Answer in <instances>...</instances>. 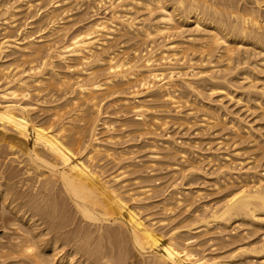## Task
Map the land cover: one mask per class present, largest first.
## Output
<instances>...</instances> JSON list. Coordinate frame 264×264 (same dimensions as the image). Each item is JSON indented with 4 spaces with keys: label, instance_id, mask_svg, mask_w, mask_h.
I'll use <instances>...</instances> for the list:
<instances>
[{
    "label": "bare ground",
    "instance_id": "6f19581e",
    "mask_svg": "<svg viewBox=\"0 0 264 264\" xmlns=\"http://www.w3.org/2000/svg\"><path fill=\"white\" fill-rule=\"evenodd\" d=\"M88 8L103 9L105 16L92 14L89 17L90 13H85ZM74 10L75 13L78 10L76 14L72 13ZM20 20L26 22L21 23L24 27L19 26ZM84 20L90 21L84 24ZM0 22L5 31L1 35L0 29V147L5 148L6 155L14 156L5 161L6 156L0 153V230H4L0 234V264H128L126 259L132 260L129 257L133 252L135 255L134 248L139 251L136 254L144 258V264H247V260L254 258L264 264V232L259 233L256 242L243 240L245 244H240L229 259L210 256L213 247L208 249L212 252L207 250L210 254L190 247L196 236L200 238L203 233L208 238L210 233L216 232L215 237L213 234L208 240L200 238L208 243L229 228L231 233H225L224 238L237 237L234 226L245 225L247 230L252 226L255 233L264 230V177L257 175V170L256 174L252 173L254 164L244 170V160L236 165L230 163L231 154L225 157L230 158L229 163L224 161L223 154L213 151L207 155L208 164L216 162V172L219 171L214 184L210 181L212 187L215 186L217 192L224 191V195H220L217 204L212 202L214 205L209 208L200 207V213L196 208L191 210L200 199V191L193 194L186 186L182 191L189 192L179 194L177 187L178 194L174 192L177 197H171L173 202L183 207L178 211L190 210L192 216L175 220L180 225L187 223L181 227L174 222L177 226L168 225L167 231L168 226L163 230L165 222L172 219L167 212H176L169 203L172 199L163 200V206L158 204L166 212V218H160L164 217L161 209V215L156 213L157 205V211L151 209L155 212L154 218L152 211L142 214L143 208L149 207L145 204L150 201L152 195H149L155 191L153 176L145 177L143 169L154 171L150 167L158 166L161 160L174 161L171 166L178 168L180 177H177H182L180 181H183L208 175L202 166L207 160L201 158L205 160L203 164L200 158L201 162L197 158L194 161L191 158L194 150L179 148L177 141L170 140L168 133L165 137L162 131L161 135L167 139L162 151L158 152L160 138L154 137L153 142L158 143L149 144L156 148L147 155L151 161L132 162L137 149L132 151L134 146H129L130 150L128 146L123 150L119 148L121 151L116 148V143L120 147L122 142L115 140L118 133L116 136L114 132L120 133V130L114 131L116 126L100 123L105 128L102 133H108L109 142L102 138L103 134L99 139L96 133L101 115L107 113V109H102V101L112 97L109 111L113 107V113H109L124 117L120 125L125 132L128 129L129 133L136 132L139 136L149 134L145 136L148 138L152 134L159 136L156 130H165L171 120L186 126L200 123L203 132L216 128L227 130L218 139L250 135L254 139V145H250L257 148H253L256 158H262L264 132H259L264 126L259 130L258 124V129H254L253 120L252 125L245 120L249 119L245 115L257 112L256 118L264 122V0H0ZM17 22L19 29L15 27ZM78 24L84 25L76 29ZM12 25L18 34L9 33ZM28 27L32 31H28ZM33 63L35 66H27ZM234 69L242 78L233 75ZM238 81L245 85L240 86ZM118 82L123 88L130 85L129 97L119 96L126 90L121 93ZM56 91H65L64 96L70 97H65L62 103L55 97L60 105L54 104L52 109L49 106L51 113L46 115L42 110L43 117L37 113V107L41 102H48L45 98L50 95L52 98ZM231 103L245 108L244 111L249 112L243 115L246 118L237 116L236 110L230 109ZM163 107L167 108L161 111ZM184 108L187 115L182 112ZM156 109L165 113L161 116L164 121L154 114L159 112ZM129 113H133L132 118L125 117ZM150 113L157 118L152 114L153 118L147 120ZM45 118L48 123L44 122ZM130 138L124 143L132 141ZM103 139L110 144H98ZM104 158L117 166L115 172L111 168L109 171L113 173H109L104 166L107 171L103 170L100 163ZM178 158L186 165L181 167L182 164L176 162ZM166 160L164 162L168 163ZM8 161L13 165H8ZM109 164L107 166L111 167ZM262 174L264 176V172ZM132 181L144 183L135 187L132 185L135 182L130 184ZM70 205L74 210H70ZM72 211L79 213L81 217L76 214L80 217L77 219L83 218L85 223L77 222L79 227L68 230L75 219ZM155 214L159 218L157 215L155 218ZM175 214L173 219L179 216L174 217ZM193 230L197 235L190 237L188 232L194 234ZM183 233L189 237H181ZM202 240L198 241L201 245Z\"/></svg>",
    "mask_w": 264,
    "mask_h": 264
},
{
    "label": "rangeland",
    "instance_id": "374dc122",
    "mask_svg": "<svg viewBox=\"0 0 264 264\" xmlns=\"http://www.w3.org/2000/svg\"><path fill=\"white\" fill-rule=\"evenodd\" d=\"M82 8H86V7L83 6ZM87 10H88V11H87ZM77 11H78V10H76V13H77ZM92 11H95V10H93V9H91V8H90V9L88 8V9L85 10V13H86V12H87V14L90 13L89 17L92 16V14H93V15L96 14L97 17H98V16H105V13H104V10H103V9H102V10H101V9L96 10V11H95L96 13H95V12L93 13ZM100 11L103 12V13L101 14ZM88 12H89V13H88ZM72 13H75V10H74V12H72ZM76 13H75V14H76ZM75 14H73V15H75ZM98 14H99V15H98ZM103 14H104V15H103ZM22 16H23V15H22ZM87 16H88V15H86V17H87ZM96 16H94V17H96ZM152 16H153V15H152ZM152 16H151V17H152ZM155 16H156V14H154V16H153L152 19H154ZM18 17H19V16H18ZM94 17H93V18H94ZM19 18H20V17H19ZM93 18H90V19H93ZM87 19H89V18L87 17L86 20H87ZM86 20L83 21L84 24H87V23H89V21H90V20H88V21H86ZM22 21L25 22L24 20H20L19 23H20V24L23 23ZM86 22H87V23H86ZM0 23H1V22H0ZM16 24H17V25H16ZM23 24L25 25L26 22L23 23ZM23 24L19 25L18 22H17V23H15V27L18 26V25L21 27V26H23ZM80 24H81V23H80ZM80 24H78L77 26H75V28H76V27H77V28H80L81 26L84 25V24H82V25H80ZM12 26H13V27H12ZM12 26H11V31L9 30V28H8V30H7V31H10L9 33H11V34L13 33L12 31H14L13 29H15V28H14V25H12ZM19 26H18V27H19ZM78 26H79V27H78ZM18 27H16V28H18ZM23 27H24V26H23ZM23 27H22V28H23ZM12 28H13V29H12ZM28 28H29L28 31H32V29H30V27H28ZM75 28H73L72 31H73ZM77 28H76V29H77ZM0 29H1V32H2V34H1V32H0V34H1V35L5 34V31H4V32L2 31L3 28L0 27ZM18 29H19V28H18ZM7 31H6V32H7ZM16 31L19 32L18 30H16ZM14 32H15V31H14ZM71 33H72V32H71ZM15 34H18V33L15 32ZM15 34H14V35H15ZM1 35H0V37H1ZM153 45H155V44H153ZM125 47H126V46H125ZM142 48H143V47H142ZM122 50H123V49H122ZM36 63H38V62L36 61ZM38 64H39V63H38ZM38 64H36V66H38ZM33 65L35 66V63L30 64V65H27V66H33ZM57 68H58V67H57ZM239 68H240V67H239ZM45 69H46V70H45ZM48 69H49V67H48ZM102 69H104V67H103ZM44 70L47 71V68L45 67ZM45 71H44V72H45ZM234 71H235V69L233 70V72H234ZM236 71L238 72V70H236ZM239 71H240V70H239ZM47 72H48V71H47ZM237 72H234L233 75L236 74ZM233 75H232V77L236 78V75H237V74H236L235 76H233ZM239 76H240V75H237V77H239ZM239 78H242V77L240 76ZM237 79H238V78H237ZM238 80L240 81L241 79H238ZM239 81H238V83H239L240 86H241L242 83H243V81H241V82H239ZM120 83H121V82H118V85H119V86H120ZM127 84H128V83H127ZM127 84H126V85H127ZM235 84H237V83H235ZM239 84H237V85L239 86ZM243 85H245V83H243ZM243 85H242V86H243ZM121 86H122V87H121ZM121 86H120V91H121V93H122V91H124V89L126 90V92L124 91L125 94L123 93L122 95H119V96H120V97H129V96H130L129 92L131 91V90L129 89L130 85H127V86L124 85V88H123V85H121ZM126 87H127L128 89H126ZM129 90H130V91H129ZM127 91H128V92H127ZM60 93H61V94H60ZM64 93H65V91H64L63 93L60 92V91H58V92L56 91V93L54 92L53 95H54V94H57V95L60 94V96H57V95L53 96V95H52V98H51V95H50V96L46 97V98H45V99H46L45 101H47V100L49 99L48 102H46L47 104L50 103V100L52 101L49 105H47V104L44 103V102H43L44 104L41 102V104L39 105L40 102L38 103V102L36 101V100L39 99V98H38V97H37V99L35 98L36 100L34 99V102L36 101V102L38 103V105H39V108L37 107V110H36V111H38L37 113L40 112L39 114L42 115L43 112H44V113L47 112V113H45V115H46V114H49V111H50V109L53 108V106H56V105L58 106V105H60V104L57 103L58 101H57L56 99H60V101H61L60 103H62V102L66 99L65 97H67V98L70 97V95H66V96H64ZM121 93H120V94H121ZM126 94H128V95H126ZM61 95H63L64 97L61 96ZM55 97H56V99H54ZM57 97H58V98H57ZM60 97H62V98H60ZM214 97H215V96H214ZM214 97H213V98H214ZM63 98H64V99H63ZM53 99H54V101H53ZM112 99H113L112 97H111V99H110V97L107 98V99H105V101H104V99H103V101H102V109H104V110L107 109L105 112L108 113V114H107V113H103V114H104V115L107 114L108 116L105 115V116H106V117H105V116L102 114L103 117H102V115H101V117H100L101 120H100V122L98 123V124H99L98 126H100V127H99V128H96V129H98V130L96 131V133L99 134V135H97V137H100L99 139H102V138L105 137V139L108 140V142H109V138L107 137L108 133H106V132H105V133H102V132H104V129H105V128H104L103 124L100 125V123H102V122H104V123H105V122L110 123L111 125L116 126V130L114 129V131L120 130V133H121V129H122V130L124 129V128L120 125V123H122L121 120H122L124 117H123V116H120L119 114H117V116H116V114H113V115L110 114V113H113V112H112L113 107H112V108L110 109V111H109V108H110V106L112 105V102H113V101L110 102ZM214 99H216V97H215ZM55 100H56V101H55ZM108 100H109V101H108ZM216 100H218V99H216ZM224 101H225V100H224ZM53 102H54V103H53ZM109 102H110V103H109ZM65 103H66V101H65ZM65 103H63V104H65ZM54 104H56V105H54ZM106 104H107V105H106ZM109 104H110V105H109ZM108 105H109V106H108ZM46 106H47V107H46ZM49 106H50V109H49ZM230 106H231V107H230L231 110L234 109V110H236V113L239 114V115L237 114V116H240V115H241L243 118H246V117L249 116V119L246 118L245 120H246L247 122L250 121V124H252V123L254 122V123H253L254 126H255L254 129H258V128H259V130H260V128H261L260 126H262V127L264 126V125H263L264 122H262V121L259 122L260 119H257V118H256V117H257V114H256L257 112H255V114H254V113L245 112V111H246L245 108H242V109H243V112H242V111H241L242 109H240V106H241L240 104L235 106V105H232V103H231ZM40 107H42L41 111H40ZM106 107H108V108H106ZM46 108H48V111H46V110H47ZM163 108H164V109L161 108V111H162V110H165V108H167V107H163ZM232 108H233V109H232ZM44 109H45V111H44ZM186 109H187V108H184V109L182 110V112H184V114L187 112V113H186V115H187V114H188V111H187ZM42 110H43V112H42ZM156 110H157V109H156ZM166 110H167V109H166ZM234 110H233V111H234ZM239 110H240V111H239ZM244 110H245V111H244ZM157 111H159V110H157ZM103 112H104V111H103ZM109 112H110V113H109ZM154 112H155V111H154ZM154 112H153V113H154ZM159 112H160V111H159ZM159 112H157L158 114H157V113H154V114H156V115L158 116V118H159V116L161 117L162 115H165L164 112H160V113H159ZM50 113H51V111H50ZM153 113H152V114H153ZM162 113H163V114H162ZM240 113H241V114H240ZM246 113H247V114L249 113V114H248V115H245ZM71 114H72V113H71ZM71 114H70V115H71ZM131 114L133 115V113H129V114H127L128 116H125V117L132 118L133 116H132ZM150 114H151V113H150ZM152 114H151L150 116L148 115L147 120H148L149 118L152 119L153 117L156 116V115H154V114H153V115H154V116H153ZM184 114H182V115L184 116ZM70 115H67V116H70ZM109 115H112V116H109ZM121 115H122V114H121ZM182 115H181V116H182ZM243 115H245L246 117H244ZM250 115H251V116H250ZM252 115H253V116H252ZM42 116L44 117V115H42ZM152 116H153V117H152ZM157 116H156L155 118H157ZM237 116H236V117H237ZM117 117H118V118H117ZM122 117H123V118H122ZM193 117H194V116L191 115L190 118L194 119ZM255 118L258 120V121L256 120L257 122L255 121ZM70 119H71V118H70ZM105 119H106V120H105ZM151 119H150V120H151ZM45 120H46V118H45ZM159 120L164 121V119H162V117H161V119H159ZM252 120H253V122H251ZM43 121H44V120H43ZM117 121H120V122L118 123ZM161 121H160V122H161ZM44 122H47V123H48L47 120L44 121ZM116 122H117V123H116ZM255 122H256V123H255ZM47 123H46V124H47ZM112 123H115V124H112ZM171 123H172V124H171ZM173 123H174V125H173ZM253 124H252V125H253ZM258 124H259V127H258ZM169 125H170V126H169ZM198 125H199V126H198ZM246 125H247V123H246ZM248 125H249V123H248ZM98 126H97V127H98ZM181 126H182V127H181ZM189 126H190V125H189ZM189 126H188V125L186 126V124L181 125V123H180V125H179V123H177V121H174V122H173V121L171 120V121L168 123V125L166 126L165 130H164V129L161 130V129H159V127H158L159 130H156V133L159 134V136H155L154 134H152V135L148 136V138H146V137H147V135H149V134L145 135L146 137H145L144 135H143L144 137L140 135V136L142 137V138H140L139 133L134 132L135 134H134V133L131 134V132L129 133L130 130H128V129H125V130H127L126 132L123 130V131H122L123 134H120L119 131H117V132H114V134L116 135V134L118 133L117 135H118L119 138L116 137L115 140L117 139L118 142H120V141L122 140V142H120L121 145H122V147H121V145H120V147H118V146H119L118 143H116L117 145H115V146H116V148H118V150H120L119 148H121V150H123V148L125 149V148H127V146H128L127 149H129V146H130L131 148L134 146L135 148H133L132 151L137 149V150H136L137 153L134 154L135 156L133 155V156L135 157V159H133L134 157L131 158V160L133 159L132 162H135V161H136V162H141V163H143L145 160H147V161L144 162V163H146V162H148V160L151 159L150 156H147V155H151V152H152V151H156V150H154V149H156V148H152V147H151V146L153 145V143H154L153 140H155V138H158V137L160 138V140H158L159 143H158V142H155L154 145H155L156 143H158V144H157V145L159 146L158 152H159L160 150L162 151L161 148L164 146V141L167 140V139L165 138L166 136H165L164 134H165V133H168V134L171 135V137H172V138L170 137V138H171L170 140H173V138H174L175 140H173V141H175V142L177 141L176 143H177L178 145H177V144H176V145L179 146V148H185V149L188 150V151H191V150H194V151H195L196 154L194 153V154H192V156H191V158H192L193 160H194V158H197V159H198L197 161L199 162V161H200L199 158H200V159H201V158L206 159L205 157H206L207 155L212 154V153H214V152L217 153V154H220V155L223 154L222 156H223L224 158L227 157V156H226L227 154H231L230 158H231L232 160L230 161V163L233 162V163H235V165H236V162H238L239 160H241V161L244 160V161H245V162L243 161V163H244V164H243V168H244V170H246V167H250V168H251L253 164H254V165H257V166L259 165V166H258L259 168H258L257 166H254V165H253V167H255V168L257 167V169L253 168V171H254V172L252 171V173H255V174H256L255 171L257 170V175L259 174L260 176L262 175V177H264L263 174H262V173L264 172V158H263L264 156L262 155V158H259V157H258L260 161L262 160L261 162H260L259 160H256V159H258V158H256V150H255V149H257V148H255L254 146L252 147V145H254V142H253L254 139H253V138H250V135H248L249 137H248L247 135H246V136L243 135L244 139H243L242 135H237V136L234 137V138H233V137L226 136L227 138H225V139H224V136H223L222 139H218V138H220L222 135H224L223 133L226 132L227 130H224V131H218L219 129L217 130V128H216V129H214V130L212 129L213 131H212L211 129H206V132H203V128L200 127V123H196L195 125H194V124H193V125L191 124V126H190V127H189ZM195 126H197V127H195ZM229 126H230V125H227V127H229ZM250 126H251V125H250ZM256 126H257L258 128H256ZM168 127H169V128H168ZM179 128H180V129H179ZM182 128H183V129H182ZM184 128H185V129H184ZM200 128H202V129H200ZM186 129H187V130H186ZM204 129H205V128H204ZM98 131H99L100 133H99ZM105 131H106V130H105ZM162 131H164V132H162ZM177 131H178V132H177ZM184 131H185V132H184ZM201 131H202V132H201ZM204 131H205V130H204ZM257 131H258V130H257ZM124 132L126 133L125 135L128 134L127 137L124 135ZM161 132H162V134H163L165 137H163V135H161ZM172 132H173V133H172ZM212 132H213V133H212ZM216 132H218V133H216ZM222 132H223V133H222ZM262 132H264V127H263V130H262V128H261V130H260L259 133H262ZM176 133H177V134H176ZM209 133H211V134H209ZM219 133H220V134H219ZM88 134H89V132H88ZM102 134H103V136H102V138H101L100 135H102ZM106 134H107V135H106ZM109 134H110V133H109ZM130 134H131L132 136H131ZM194 134H195V135H194ZM204 134H205V135H204ZM212 134H213V135H212ZM214 134H215V135H214ZM218 134H219V135H218ZM104 135H106V136H104ZM117 135H116V136H117ZM119 135H120V136L123 135V136H125L127 139L130 138V137H132L133 139L130 138L132 141H126V143H124V141H125L126 138H125V137L122 138V137H123V136H122L121 139H120V136H119ZM160 135H161V136H160ZM199 135H200V136H199ZM89 136H90V134H89ZM89 136L86 135V138H88ZM135 136H136V138H135ZM138 136H139V138H138ZM201 136H202V137H201ZM203 136H204V137H203ZM213 136H214V137H213ZM0 137H1V136H0ZM154 137H155V138H154ZM237 137H239L240 139H239V138L236 139ZM241 137H242V138H241ZM247 137H248V138H247ZM1 138H2V137H1ZM134 138H135L136 140H135ZM145 138H146V139H145ZM162 138H164V139H163V142H162ZM176 138H177V139H176ZM246 138H247V139H246ZM249 138L252 139V140H250ZM89 139H90V137H89ZM105 139H103V141H102V140H99L100 142H99V143L97 142V143H98V144H104V146H105V145L107 146V145L110 144V143H106V142L104 141ZM123 139H124V140H123ZM127 139H126V140H127ZM138 139H139V140H138ZM151 139H152V140H151ZM233 139H234V140H233ZM241 139H242V140H241ZM143 140H144V142H143V144H141ZM146 140H147V141H146ZM149 140H150V141H149ZM195 140H197V141L200 140V141L197 142V143H198V144H197ZM204 140H205V141H204ZM218 140L221 141V142H223V141H224V142L226 141V142H225V144H224V142H223V143H221V145H217L218 142H219ZM248 140H250L251 142H249ZM258 140H260V139H258ZM261 140L264 141V139H261ZM160 141H161V142H160ZM201 141H202V143H201ZM203 141H204V142H203ZM214 141H215V142H214ZM241 141H242V142H241ZM246 141H247V142H246ZM101 142H105L106 144H105V143H101ZM129 142H131V143H129ZM137 142H138V143H137ZM152 142H153V143H152ZM184 142H185V143H184ZM191 142H192V143H191ZM205 142H206V143H205ZM210 142H211V143H210ZM235 142H236V143H235ZM122 143H123V144H122ZM127 143H129V145H128ZM204 143H205V144H204ZM251 143H252V145H250ZM124 144H125V145H124ZM132 144H133V145H132ZM144 144H145V145H144ZM149 144H150L151 146H150ZM160 144H161V145H160ZM196 144H197V145H196ZM200 144H201V145H200ZM207 144H208V145H207ZM209 144H210V145H209ZM229 144H230V145H229ZM234 144H235V145H234ZM184 145H185V146H184ZM190 145H191V147H190ZM192 145H193V146H192ZM195 145H196V146H195ZM213 145H214V146H213ZM223 145H224V146H223ZM110 146H113V145H110ZM115 146H114V147H115ZM182 146H183V147H182ZM186 146H187L188 148H186ZM207 146H208V148H207ZM246 146H247V147H246ZM1 147H2V146H1ZM1 147H0V148H1ZM149 147H151V148H149ZM198 147H199V148H198ZM215 147H216V148H215ZM221 147H222V148H221ZM226 147H227V148H226ZM248 147H249V149H248ZM138 148H140V149H138ZM144 148L146 149V151H145ZM147 148H148L149 150H148ZM192 148H193V149H192ZM206 148H207V149H206ZM217 148H219V150H217ZM224 148H225V149H224ZM239 148H240V149H239ZM250 148H251V149H250ZM253 148H255V149H253ZM3 149H5V148L2 147V152H0V153H4V154H5V152L3 151ZM143 149H144V150H143ZM215 149H216V150H215ZM6 150H8V149L6 148ZM6 150H5V151H6ZM121 150H120V151H121ZM129 150H130V149H129ZM138 150H139V151H138ZM147 150H148V151H147ZM150 150H151V152H150ZM202 150H203V152H202ZM205 150H206V152H205ZM209 150H210V152H209ZM223 150H224V151H223ZM228 150H229V151H228ZM238 150H239V151H238ZM8 151H9V150H8ZM144 151H145V153H144ZM199 151H200V152H199ZM207 151H208V152H207ZM213 151H214V152H213ZM257 151H258V150H257ZM149 152H150V153H149ZM233 152H234L235 154H233ZM142 153H143L144 155H143ZM237 153H239V154H237ZM252 153H253V154H252ZM4 154H2V156H4V157L6 156V160H5L4 157H2V159L4 158L3 160H5V161H7V158H9V157L12 158V159L14 158L13 155H10V156L6 155V154H8V152H6L5 155H4ZM138 154H139V155H138ZM141 154H142L144 157H143ZM197 154H198V155H197ZM204 155H205V156H204ZM11 156H13V157H11ZM145 156H146V157H145ZM200 156H204V157H200ZM222 156H219V158L223 159ZM232 156H233V157H232ZM248 156H249L250 158H252V159H250ZM251 156H252V157H251ZM253 156H255V157H253ZM257 156H258V155H257ZM259 156L261 157V155H259ZM130 157H131V156H130ZM139 157H140V158L142 157L141 160H140ZM151 157H152V156H151ZM161 157H162V155L160 156V158H161ZM148 158H149V159H148ZM160 158H159V161L161 160ZM191 158H190V159H191ZM230 158H228V159H230ZM235 158H237V159H235ZM244 158H245V159H244ZM136 159H137V160H136ZM143 159H144V160H143ZM162 159H164V158H162ZM192 159H191V160H192ZM228 159L225 158V160H224V159H223V160H224V161H226V160L228 161ZM248 159H249V160H248ZM3 160H2V161H3ZM105 160H106V159L104 158V159L101 161V163H100V164L102 165V168H103V166H104V168L106 167L105 169H108V172H109V173H113V171H111L112 169H113L114 172H115V169L117 168V166H116V165L113 166L114 164L111 163V161H110V164H109V160H108V162H106ZM134 160H135V161H134ZM138 160H139V161H138ZM165 160H166V159H164V161H165ZM193 160H192V161H193ZM195 160H196V159H195ZM195 160H194V161H195ZM202 160H203V159H201V161H202ZM206 160H207V159H206ZM247 160H248V161H247ZM252 160H253V161L256 160V162L254 161V163H253ZM127 161L129 162L130 160H127ZM150 161H151V160H150ZM162 161H163V160L160 161V163H159L158 166H156V164H155L154 166H151V167H150V169H151V168H152V169H155V170H154L155 173H154V171H153L152 169H151L152 171H150L149 169H143V170H144V174H143V175H145V174L147 175V176L145 175V177H150V176L152 177V176H153V177H152L153 179H152V178H151V179L154 180V183H152V184H154V186H155V191H153L154 193H151V194L149 195V197L152 195V196L150 197V201H149V199H148L149 202H148V201L146 202V200L143 202V203L146 202L145 204H148L149 207L147 206L148 209H147L146 207L143 208V210H144V209H145V210L147 209L148 211H145V210H144V212H142V214L147 215V212H150V211H152V210H153V211H157V210L159 209L156 213H158V215H161L160 213L163 212L162 215H164L166 212L163 211L164 209H161V208L159 207V205H160V206H163V204L165 203L166 199H168V198H169V199H172L171 197H174V199H175V198L177 197V195H176V196H174V195H175V193H177L178 191H180L179 194H182V193H183V194H185V193L187 194V193L189 192L188 190L182 191V190L185 189L186 186H188V187L191 189V191H192L193 194H196L197 191H200V195H201V196L199 197L200 199H197V202L195 203L194 208H193V209L191 208V210H194V209L196 208L199 212L202 211L203 208H205L204 205H205V206H208V208H209L210 206H212V205H214V204H217V202H219L220 199H221V197L224 195V193H222V192H224V191H222V192H217V190H215L216 187H215V186L212 187V184H211V182L213 183V180L217 177L216 175H217V173L219 172V171L216 172V170H217L216 162H212V163H209V164H208V160H207L206 162H205V160H204L205 163L202 161V164L204 163V165H202V166H203V168L205 167L204 170H205V171L207 172V174H208V175H206L205 177H204V176H197V177H195V179H194V177H191L192 179L190 178V179H184L183 181H180V180H182V177L179 178L180 175L178 174V168H176V166H175V167H172V166H171V165H173L172 163H173L174 161L172 160V161H173L172 163H171V161L169 162L168 160H166V161H168V163L163 161L165 164H163ZM179 161H180V162H179ZM201 161H200V162H201ZM249 161H250L251 163H250ZM3 162H4V161H3ZM103 162L106 164V166H105V164H104ZM176 162H178L179 165L182 164L181 167H183V166L186 165V164H185V161H182V160H180L179 158L177 159ZM239 162H240V161H239ZM239 162H238V163H239ZM9 163H10V162L8 161V165H10V164L13 165V163H10V164H9ZM107 163H108L109 165H112V164H113L112 166L115 167V168H113L112 166H111V167H110V166L108 167V166H107V165H108ZM120 163H121V162H120ZM123 163H125V160H124ZM170 163H171V164H170ZM180 163H181V164H180ZM228 163H229V161H228ZM233 163H232V165H234ZM238 163H237V165H238ZM247 163H248L249 165H248ZM259 163H260L261 165H260ZM15 164H16V163H14V165H15ZM157 164H158V163H157ZM160 164H161L162 166H161ZM167 164H168L169 166H168ZM214 164H215V165H214ZM163 165H164V166L167 165V167H164ZM200 165H201V163H200ZM213 165L215 166V169H214V166H213ZM10 166H11V165H10ZM148 166H149V164H148ZM160 166H161V167H160ZM177 166H178V165H177ZM154 167H155V168H154ZM159 167H160V168H159ZM171 167H172V168H171ZM179 167H180V166H179ZM104 168H103V170H104V171H107V170H105ZM111 168H112V169H111ZM156 168H157V169H156ZM162 168H163V170H162ZM166 168H167V169H166ZM168 168H170V169H168ZM109 169H111V170H110L111 172L109 171ZM176 169H177V170H176ZM179 169H180V168H179ZM213 169H214V170H213ZM173 170H174V171H173ZM175 170H176V171H175ZM145 171H146V172H145ZM168 171H169V172H168ZM241 171H243V169H241ZM148 172H149V173H148ZM152 172H153V173H152ZM161 172H162V173H161ZM172 172H173V173H174V172L176 173L175 176H174V174H172ZM259 172H262V173H259ZM147 173H148V174H147ZM157 173H158V174H157ZM169 173H170V175H169ZM179 173H180V172H179ZM167 174H168V175H167ZM215 174H216V175H215ZM155 175H156V176H155ZM178 175H179V177H177ZM253 175H254V174H253ZM168 176H169V177H168ZM170 177H171V178H170ZM172 177H173V178H172ZM158 178H159V179H158ZM160 178H161V179H160ZM168 178H169V179H168ZM174 178H175V179H174ZM176 178H177V179L179 178V180H177ZM198 178H199V179H198ZM202 178H203V179H202ZM204 178H205V179H204ZM156 179H157L158 181H157ZM172 179H173V180H172ZM142 180H143V179H142ZM142 180H140V181H142ZM162 180H163V183H162ZM169 180H171V181H169ZM187 180H188V181H187ZM190 180H192L193 182L191 181V182H192V183H191ZM140 181H132L130 184H132L133 182H135V183H133L132 185H134L135 187H139V186H137V185H139V183H141ZM156 181H157V182H156ZM166 181H167L168 183H167ZM172 181H173V182H172ZM177 181H178V182H177ZM210 181H211V182H210ZM137 182H138V183H137ZM152 182H153V181H152ZM165 182H166V183H165ZM170 182H171V183H170ZM174 182H177V183H178L176 187H173ZM136 183H137V184H136ZM143 183H144V182H142V183L140 184V186L143 185ZM145 183H146V182H145ZM161 183H162V184H161ZM181 183H182V185H181ZM146 184H147V183H146ZM167 184H168V185L170 184V185L167 186ZM184 184H189L190 186H189V185H184ZM213 184H214V183H213ZM157 185H159V186H157ZM179 185H180V186H179ZM134 186H133V187H134ZM163 186H164L165 190H164ZM183 186H184V188H183ZM135 187H134V188H135ZM157 187H159V188H157ZM166 187H167V188H166ZM171 187H172V188H171ZM177 187H178L180 190L176 191V189H178ZM214 187H215V188H214ZM162 188H163V190H162ZM153 190H154V189H153ZM156 190H157V191H156ZM160 190H162V191H160ZM171 190H172V191H171ZM174 190H175V191H174ZM212 190H213V191H212ZM164 191L166 192V194H165ZM187 191H188V192H187ZM214 191L217 192V193H215ZM169 192H170V193H169ZM174 192H175V193H174ZM181 192H182V193H181ZM184 192H185V193H184ZM202 192H203V193H202ZM163 193H164V194H163ZM167 193H168V194H167ZM219 193H220V194H219ZM177 194H178V193H177ZM214 194H215V195H214ZM221 194H222V196H220ZM159 195H160V196H159ZM163 195H164V196H163ZM203 195H204V196H203ZM155 196H156V197H155ZM161 196H162V197H161ZM147 197H148V196H147ZM152 197H154V198H152ZM169 199H168V200H169ZM157 200H158V201H157ZM163 200H165V201H163ZM152 201H153V202H152ZM171 201H172V202H171ZM174 202H175V200H174ZM174 202H173V199H172V200H170L169 203H172V205H174L175 208H173V209H174L176 212H174V210L172 211V213L174 212L173 214L167 212V213H168V217H169V214H170V217L172 216V219H170V217H169V219H170V220L168 221L169 223H168L167 221L165 222L166 225H165V228H164L163 230H165L166 227H167L168 225L170 226V228H172V227H173V228L176 227V226H177L176 223H177L178 221H180V219H181L182 217H183V218H186V216H188V217L192 216V211H190V210H189V211H186V210L184 209V210H185V211H184L183 209H180L179 211L181 212V210H182V212H181L182 214L177 213V212H179V211H178V208H180L181 206H176V204H175ZM212 202H213L214 204H213ZM143 203H142V204H143ZM153 203H154V204H153ZM173 203H174V204H173ZM197 203H198V204H197ZM207 203H208V204H207ZM152 204H153V205H152ZM158 204H159V205H158ZM202 204H203V205H202ZM150 205H151V208H150ZM156 205H157L159 208L157 207L158 209L156 208V210H155V206H156ZM152 206H153V207H152ZM182 206H183V205H182ZM195 206H196V207H195ZM70 207H71V205H70ZM197 207H198V208H197ZM200 207H201L202 209H201ZM152 208H153V209H152ZM162 208H164V207H162ZM181 208H183V207H181ZM71 209H72V207L70 208V210H71ZM151 209H152V210H151ZM160 209H161L162 212L160 211ZM199 209H201V210H199ZM72 210H74V209H72ZM141 211H142V210H141ZM153 211H152V212H153ZM145 212H146V214H145ZM164 212H165V213H164ZM154 213H155V212L152 213L153 216H152V214H150V215L152 216V218H154ZM175 213H176V214H175ZM183 213H184V214H183ZM200 213H201V212H200ZM72 214H73V218L75 217L76 220L74 219V221H72V222H74L75 224H74V223H71L69 227H72V228L70 229V228L68 227V230L75 229L76 226L79 227L80 224H78V223H80V222L85 223V222H84L85 220H84L83 218H81L82 221H80L81 219H80V220L77 219V218L80 216L79 213H76V214H79V216L76 215L75 212H73V211H72ZM174 214H175L174 217H176L177 214H179V216H177L175 219H173V215H174ZM189 214H190V215H189ZM74 215H76V216H74ZM150 215H149V216H150ZM156 215H157V214H155V218H156ZM158 215H157V217H158ZM77 216H78V217H77ZM80 217H81V216H80ZM80 217H79V218H80ZM161 217H162V218H166L167 216L165 217V215H164V217H163V216H160V218H161ZM178 217H180V218L177 219ZM158 218H159V217H158ZM167 220H168V219H167ZM175 220H178V221L176 222ZM170 221H172V222H170ZM77 222H78V223H77ZM174 222H176V223L174 224ZM76 223H77V224H76ZM186 223H187V222H186ZM186 223H183V224L180 225L179 222H178L177 224L180 225L181 227H183V225H185ZM170 224H171V225H174V226H171ZM71 225H72V226H71ZM74 225H75V226H74ZM175 225H176V226H175ZM73 226H74V227H73ZM159 226H160V225H159ZM161 226H162V225H161ZM169 226H168L167 231L170 229ZM180 226H179V227H180ZM181 227H180V228H181ZM234 227H236V230H235V231H236L239 235H238L236 232H235V233H236L239 237H238V236H237V237H234V235H233V236H232V239H233V237H234V240H236V238H238L237 241L234 242V240H232L231 237H229L228 235H227V238H226V236H225V238H224V234L227 233V232H230V231H231V228H229L228 231L226 230L227 232H225L224 234L222 233V234H223L222 236H221L220 234H217V237H218V235H220V237H222V238H220V237L217 238V237H216V240H217V241H216L215 239H214L213 241H209V242H208L209 245H208V243H206V241H204V240H202V239H200V238L205 237L204 239H205V240H208V238H210V236H212L213 234H214V237H215V233H216V232H214V233L212 232V234L210 233V236H209L208 238H207V235H206V236L204 235V233H203V236L201 235L202 233L200 234L202 237H200L199 234H198V236H199L200 238H197V236H196L197 233L195 234V232H194L195 230H193L194 234H193L192 232L189 234V232H188V235H190V237H191V235H192V237L196 236V239H195L196 241L194 240V241H193L194 243H192L193 246H190V247H191L192 249H194V250H196V249H197L198 251L200 250V251H202L201 253H204V254H205V252H207L208 249H210L211 247H213V248H211V250L213 249V250H212L213 252H212L211 250H208L209 252H212V254H210L209 252H207V253L210 254V256H216V257H220V256H221V257H220L221 259H226V258H228L229 256L233 255V252L235 253V250H237V248H238V246H239L240 244H242V243L245 244V243H248V242H250V243H251V242H256V241L259 239V235L262 234V233L264 232V230H261V231L255 233V232L253 231V230H254V227H252V226H249V227H251V228H253V229L249 228V230L246 229V228H248V227H246L245 225H244V227H243V225H240L239 227H238V226H234ZM237 228H238V230H237ZM183 229L186 231L185 228H183ZM183 229H180V230H183ZM239 229H240V230H239ZM250 229H251L252 231H250ZM167 231H165V232H167ZM248 231H249V232H248ZM255 231H256V230H255ZM257 231H258V230H257ZM242 232H244V233L246 232V233L243 234ZM247 232H248V233H247ZM252 232H253V233H252ZM3 233H4V230L1 229V230H0V234H3ZM185 233L187 234V232H185ZM230 233H231V232H230ZM240 233H241V235H240ZM259 233H260V234H259ZM183 234H184V233H183ZM183 234H182V235H183ZM232 234H234V231H233ZM247 234H248V235H247ZM254 234H255V235H254ZM182 235H181V237H183V238H187V237H189V236H186L185 234H184L183 236H182ZM193 235H194V236H193ZM246 235H247V236H246ZM252 235H253V236H252ZM240 236H242V237H240ZM212 237H213V236H212ZM243 237H244L245 239H244ZM249 237H250V238H249ZM206 238H207V239H206ZM246 238L248 239V241H247ZM252 238H254V239H252ZM256 238H257V239H256ZM223 239H224V240H223ZM226 239H227V240H226ZM241 239H242V240H241ZM201 240L204 241V242H202V244L204 243L203 245H201V244L199 243V242H201ZM219 240H220V241H219ZM221 240H222V241H221ZM240 240H241V241H240ZM243 240H246L247 242H245V241H243ZM198 241H199V242H198ZM230 241H232V242H230ZM195 242H196V244H195ZM217 242H218V243H217ZM219 242H220L221 244H220ZM244 242H245V243H244ZM197 243H199V244H197ZM227 243H228V244H227ZM194 244H195V245H194ZM225 244H226V245H225ZM253 244H254V243H253ZM253 244H252V245H253ZM205 245H207V246H205ZM210 245H212V246H210ZM219 245H220V246H219ZM198 246H199V248H198ZM204 246H205V247H204ZM214 246H215V247H214ZM206 247H207V248H206ZM222 247H223V248H222ZM131 248H132V247H131ZM200 248H201V249H200ZM220 248H221V249H220ZM214 249H215V250H214ZM197 250H196V251H197ZM203 250H204V251H203ZM216 250H217L218 252H217ZM134 251H136L137 254H138V252H139V251L135 250V248H134ZM132 252H133V248H132ZM136 252H135V255H134V252L130 255L129 258H131L132 260H130V259H128V258L126 259L128 264H134V263H135V264H140V262L142 261V259H143V261H142L141 264H144V263H145L144 258H142V256H141L140 254L137 255ZM132 255H133V256H132ZM136 255H137V256H136ZM218 255H219V256H218ZM131 256H132V257H131ZM135 256H136L138 259H137ZM133 257H134V258H133ZM223 257H224V258H223ZM225 257H226V258H225ZM141 258H142V259H141ZM228 259H229V258H228ZM236 259H238V258H236ZM236 259H234V261H235ZM128 260H129V262H128ZM139 261H140V262H139ZM234 261H232V262H234ZM247 261H248L247 264H248L249 262H250L249 264H260V262H261V261L258 260L257 258H254L253 260H252V259H251V260H247ZM125 262H126V261H125ZM143 262H144V263H143ZM125 264H126V263H125ZM146 264H148V263H146ZM245 264H246V263H245Z\"/></svg>",
    "mask_w": 264,
    "mask_h": 264
}]
</instances>
